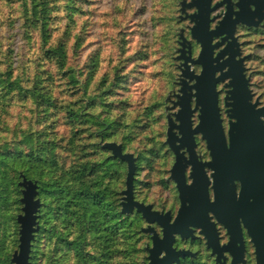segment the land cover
<instances>
[{
	"label": "trees",
	"instance_id": "1",
	"mask_svg": "<svg viewBox=\"0 0 264 264\" xmlns=\"http://www.w3.org/2000/svg\"><path fill=\"white\" fill-rule=\"evenodd\" d=\"M80 1L0 0V264H11L17 245L23 176L37 185L41 203L29 264H140V242L147 241L140 214L121 213L125 164L100 142L121 144L146 168L170 164L163 101L177 73L175 0H159L168 16L159 8L148 22L141 20L144 5L140 14L112 10L102 38L89 46L83 42L95 10ZM131 19L138 20L141 45L128 39ZM147 23L151 31L163 27L158 48L142 32ZM159 88L166 91L160 99ZM50 118L58 121L35 128ZM166 181L160 182L164 206L176 201Z\"/></svg>",
	"mask_w": 264,
	"mask_h": 264
},
{
	"label": "water",
	"instance_id": "2",
	"mask_svg": "<svg viewBox=\"0 0 264 264\" xmlns=\"http://www.w3.org/2000/svg\"><path fill=\"white\" fill-rule=\"evenodd\" d=\"M211 1L181 0L178 2L179 15L175 18L177 24L189 22L190 38H186L185 28L175 30L173 60L177 63L175 84L178 89L173 94L168 93L165 102L169 105L164 109V144L174 155L169 179L175 185L179 200L174 218L170 211L153 210L152 205L135 199V156L124 153L119 144L103 145L113 159L127 166L125 189L121 192L119 205L122 214L136 212L146 223L141 232L151 241V247L145 249L148 264H179L180 259L191 257L190 251L176 250L174 243L177 237L181 241L191 239L194 229H200L208 248L217 255L216 264H224L220 260L223 251L230 254V264H247L241 225L253 245L255 264H264V107L256 109L258 100L252 102L253 94L244 67L247 58L242 57L236 36L238 27L264 32V0H220L213 6ZM187 8H194L195 12L187 15ZM219 9L221 12L210 18V14ZM216 20L211 29V23ZM193 43L199 48L195 57ZM194 67L200 68L199 73ZM219 84H224L226 90L227 134L223 127ZM197 137L205 146L210 158L208 162L199 154ZM188 167L191 168L190 184L185 177ZM206 168L214 172L212 181L206 175ZM226 169L237 173L224 177ZM241 171H247L249 177L240 176ZM234 180L242 184L238 197ZM211 184L213 201L209 195ZM20 186L23 188V208L17 218L19 246L11 263L29 264L31 242L39 230L37 220L41 203L34 182L23 178ZM227 192L235 195L236 200H227ZM209 212L227 229L229 242L223 247L218 244ZM226 214L236 219L228 222Z\"/></svg>",
	"mask_w": 264,
	"mask_h": 264
},
{
	"label": "rangeland",
	"instance_id": "3",
	"mask_svg": "<svg viewBox=\"0 0 264 264\" xmlns=\"http://www.w3.org/2000/svg\"><path fill=\"white\" fill-rule=\"evenodd\" d=\"M68 1L71 2V0H68ZM178 2L176 3V0L174 1L175 14H173V20H174V24L177 25L175 27L183 26L181 24H177L175 21V18L179 15ZM79 4L83 8H85L86 6H89V7H92L93 10H95V11H93L94 16L92 17V22L95 24V26L92 27L88 31V33L84 36L83 46H89L90 44H92V42H94V44L98 43V41L102 38V33L105 30L104 28L101 27V24L108 22L109 17L107 15L110 14L112 12V10L114 12H116L117 8L120 6H122L124 8V11L126 10L128 15H130L132 12H134L135 14H140V10L143 9L141 7L144 5L146 10L142 14L143 15V17L141 19L142 21L148 22L153 15L157 16L159 14V8H160V12H161V15L163 18L165 16H168V11H166L164 9L163 5H160L159 0H82V1H80ZM175 6H176V8H175ZM66 8L67 7L64 4H62L60 14L61 13L65 14ZM173 13H174V11H173ZM177 13H178V15H177ZM76 18H78V17L75 16V19ZM75 19H72L71 21L73 22V21H75ZM66 20H69L68 16H65V21ZM155 20H156V22H158L159 19L157 18ZM137 22H138V20L131 19V21L127 24L128 29L126 31L128 33H130L128 36V39H131L134 44L141 45V44H143V38L139 36L140 29L136 26ZM147 24H148L147 29H145V31L143 30L142 32L145 33L147 31V33L149 35L148 42L155 41L156 42L155 48H158L159 43L162 42V38L164 35L163 27L160 25V23H158L159 25L151 31L149 23H147ZM175 27L173 28V35L176 38ZM239 33L244 35L243 37L239 38V43H240L242 57L247 58L244 61V67L246 69V71H245L246 76H247V78H249L250 88H251L253 86L252 84L258 83V85H259V83H264V32L262 30L254 31V30H247L245 28L239 27ZM236 36H237V34H236ZM249 41H251L252 43H250ZM192 46H193V49H194V47H195V49L198 48L194 43ZM91 51H92V48H89L82 54V59H81V62L79 63V68H83L85 56H86V54H88ZM246 62H248L250 64L249 66L252 67V71L250 73H249V71H247ZM196 68H198V67H196ZM194 70H195V67H194ZM176 74L178 75V71ZM177 75L175 77H177ZM175 80L176 79L172 80V86H173V81L175 83ZM259 86H261V85H259ZM262 86H264V84ZM135 90H136V92H133L134 95H137V98L141 99V97H140L141 89L135 88ZM218 90L220 91V96H221V93L224 91L223 85H219ZM251 90H252V88H251ZM169 92H172V90H170ZM165 93H166V91H164V89L159 88L158 92L156 94V97L158 99H160ZM168 93L166 94L164 101H163L165 107H167L169 105V102H165V99H166ZM173 93L174 92H172V94ZM220 99L221 98H219V100ZM60 103L64 104L63 101H61ZM221 105H222V102H221L220 106ZM165 107H164V109H165ZM221 107H222L221 108V112H222V110L224 109L223 105ZM49 113H54V111L50 110ZM58 114L62 115V113H59V112H58ZM39 116L43 117V113H40ZM223 118H225V116ZM164 119L166 122L165 115H164ZM57 121L58 120L56 118H50L48 120H43L39 124H36L35 128L42 131L45 129L46 125H52L53 122H57ZM127 128L128 127H125L124 133H127V131H128ZM54 129H55L56 134H58V135L61 134V131H60L61 128L60 127L55 126ZM164 134H165L164 139L162 138L163 144H164L165 139H166V131ZM108 143H115V142L111 141V142L104 143L101 141L100 142L101 148L104 149L103 145L108 144ZM201 143H202V145H200V146L198 145V147H199L198 150H199L200 156L202 157V160L204 161V156L207 155L208 153L205 151V146H204L203 142H201ZM119 145H121V144H119ZM164 147H165V151L169 152L171 155V157L169 158L170 164L168 166H167V164L163 166V164L160 162V165L158 164L157 169H155V168L150 169V168L145 167L146 163H138V165H137V161H136V170H135V176H134L135 198H137V200L142 202V203H147V204L152 205L154 209H159L160 206H164L163 202H165L168 198L167 194L164 193L163 190L161 189V187H162L161 183H160L161 180H167L166 183L169 185V189H172L174 191L175 198L177 195L175 188H173L174 183L169 179L170 170H171L172 165L174 163V155L171 151H169L168 147L165 144H164ZM104 150H106V149H104ZM106 151H108L110 153V156H111V152L109 150H106ZM125 167H126V174H127L126 164H125ZM23 178H25V177L23 176ZM23 178H22L21 182L23 181ZM157 178L159 180V183H158L159 185L156 183ZM125 179H126V175H125ZM135 179H136V184H135ZM20 183H19V187L21 189V199H22L23 188L20 186ZM135 185H136V187H135ZM124 187H125V180H124ZM141 189L144 191H142ZM159 198H161L162 200ZM21 199H20V203H21ZM119 204H120V202H119ZM176 204H177V202H176ZM169 205H171V203H167V205L164 206V209L166 210V208ZM21 206H22L21 212L19 215L22 214V208H23L22 203H21ZM38 224H39V222H38ZM145 226L146 225H144V226L141 225L139 227L140 228L139 231L141 232V229L144 228ZM38 232H39V230H38ZM36 234H34V238H35ZM141 234H142V236H144L146 238L147 241L145 243L140 242V244H142L141 248H142L143 253L141 254V257L139 255V261H140V264H148V260H147L148 252L145 249L147 247L148 248L151 247V241H150V237L145 236L142 232H141ZM32 242H31V245H32ZM18 246H19V224L17 222V245H16L14 252L18 250ZM41 246H42V244H41ZM14 252L11 255V259H12ZM30 252H31V249H30ZM245 254H246V249H245ZM11 259H10V263H11ZM29 260H30V258H29ZM255 262H256V260H255L254 248H253V251L251 253H248V255L246 257V263L247 264H255ZM37 263H40V259L37 260ZM186 263H188V262H186ZM186 263H182V264H186ZM190 264H191V262H190Z\"/></svg>",
	"mask_w": 264,
	"mask_h": 264
},
{
	"label": "flooded vegetation",
	"instance_id": "4",
	"mask_svg": "<svg viewBox=\"0 0 264 264\" xmlns=\"http://www.w3.org/2000/svg\"><path fill=\"white\" fill-rule=\"evenodd\" d=\"M178 1H181V0H176V3ZM185 1L189 2L190 0H185ZM218 1H220V0H212L211 1V5L213 6ZM194 12H195L194 8H187L186 9V14L187 15H190V14L192 15ZM220 12H221V9L212 12L210 14V18L215 17ZM177 15H178V13H177ZM216 22H217V20L214 23H211V27H210L211 29L215 26ZM181 25H183V26H178V27L185 28V33L184 34H185L186 38L189 39L190 38L189 32H188L189 22L188 21H183L181 23ZM178 27H175V29H177ZM236 34H237V36L239 35L238 36L239 38L244 36L243 34L239 33V27L237 29V33ZM196 50H197L196 54L193 55L194 57L198 54L199 48H197ZM176 65H177V63L175 62V66ZM249 65L250 64L248 62H246L247 71H249V73H250L252 71V67H250ZM199 71H200V68L199 67L198 68L195 67V72L199 73ZM174 79H176V77H174ZM263 84L264 83H259V85H261V86H259L258 83H255V84H252L253 85L251 87L252 90L250 88L251 93L253 94L252 102L255 103L256 100H258V104H257L256 109L264 107V86H262ZM219 85H223L224 86V84H219ZM177 89L178 88H177L176 84L173 81V86H172V89H171L172 92L173 91H177ZM225 91L226 90H224L221 93V96L219 95V98H221L220 99V104L222 102L223 108H224V98L226 96ZM171 99H172V97H171ZM164 107H165V105H164ZM224 116H225V118H223ZM222 119H223V127L225 129V133L227 134L228 133V128H229V120L226 118L225 109L222 110ZM262 119L264 121V117ZM197 139H198V137H197ZM198 149H199V147H198ZM204 161H206V162L210 161V158H209L208 154L204 156ZM190 171H191V168H189V167L185 170L186 182L188 184L191 183V180L189 179ZM212 173L214 174V172L212 170L206 168V175L210 178V181H212V178H211ZM230 173L231 174H235L237 172H235L233 170H227L226 169V170L223 171V176L226 177ZM257 173L259 174V170H258ZM240 176H243L246 179V178L249 177V174H248L247 171H241L240 172ZM234 182H235L234 183V187H235V192H236L235 195L238 197L240 195V190L242 188V184L238 180H234ZM173 188H175L174 184H173ZM209 195H210V200L213 201L214 198H213L212 184L209 186ZM225 195H226L227 200H236L235 195H233L230 192H227ZM138 202H140V201H138ZM176 202H177V204H176ZM144 204H147V203H144ZM226 206L228 207V204H226ZM178 207H179V200H178L177 195H176V201H174L171 205H169L166 208V210L164 209V206H160L159 209H154L153 208V210L163 211V212L170 211V213L172 215V218H174L175 215L177 214ZM209 217H210V222L215 224L214 231H216V235H217L219 246H221V247L225 246L229 242V236L227 235V229L223 225H221L220 223L217 222L216 218L213 217L211 212H209ZM235 219L236 218L232 217L231 214L230 215H228V214L225 215V220L228 221V222H233ZM156 229H157L158 232L160 231L157 226H156ZM241 229H242V233H243V237H244L245 249H246V257H247L248 253H251L253 251V247H252L253 245L251 244L250 239L246 235V231L243 229V225H241ZM211 234H213L212 231H211ZM174 248L176 250H187V251H190V253H191V257L180 259V263L179 264L186 263V262H188L186 264H190V262H191V264H216L217 255L213 253V249L212 248H208L206 240L204 239V237L202 235H200V229H194L192 231L191 239H189V240L181 241L177 237V239H176V241L174 243ZM231 259L232 258L230 256V254L228 252H226V251H223V257H221L220 260L224 264H230L231 263Z\"/></svg>",
	"mask_w": 264,
	"mask_h": 264
},
{
	"label": "crops",
	"instance_id": "5",
	"mask_svg": "<svg viewBox=\"0 0 264 264\" xmlns=\"http://www.w3.org/2000/svg\"><path fill=\"white\" fill-rule=\"evenodd\" d=\"M165 131H166V129H165Z\"/></svg>",
	"mask_w": 264,
	"mask_h": 264
}]
</instances>
